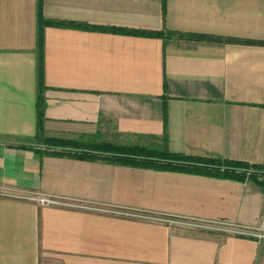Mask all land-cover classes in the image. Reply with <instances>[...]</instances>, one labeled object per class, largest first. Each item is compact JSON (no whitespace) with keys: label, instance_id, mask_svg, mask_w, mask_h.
Segmentation results:
<instances>
[{"label":"crops","instance_id":"crops-1","mask_svg":"<svg viewBox=\"0 0 264 264\" xmlns=\"http://www.w3.org/2000/svg\"><path fill=\"white\" fill-rule=\"evenodd\" d=\"M50 138L264 165V0H0V264H264V239L30 198L264 228L259 176L47 153Z\"/></svg>","mask_w":264,"mask_h":264},{"label":"trees","instance_id":"trees-1","mask_svg":"<svg viewBox=\"0 0 264 264\" xmlns=\"http://www.w3.org/2000/svg\"><path fill=\"white\" fill-rule=\"evenodd\" d=\"M40 6V5H39ZM47 22L43 19L41 9L39 7V50H42L43 26ZM127 32L141 33L145 35H153L165 37L170 35L169 30H125ZM188 37L199 38L202 36L186 34ZM38 120L39 125L44 115V101L42 89L44 87L43 60L39 56L38 67ZM47 147L59 148L62 150L49 149L47 153H74L80 157L104 158L111 161L132 164L141 167H154L162 169H178L185 171H193L211 175H222L232 177H251L257 178L259 174H264V165H250L248 163L218 159V158H202L192 157L180 153L169 151L165 147H147L139 144H116L114 142H93V141H78L70 139L50 138L46 139Z\"/></svg>","mask_w":264,"mask_h":264},{"label":"built area","instance_id":"built-area-1","mask_svg":"<svg viewBox=\"0 0 264 264\" xmlns=\"http://www.w3.org/2000/svg\"><path fill=\"white\" fill-rule=\"evenodd\" d=\"M258 176L264 180V174H259ZM30 198L42 205L64 206L141 220L163 222L169 225L181 226L188 229H201L264 239V228H251L249 226L239 225L225 220H209L179 214L154 213L126 206H116L81 199L62 198L49 195H32Z\"/></svg>","mask_w":264,"mask_h":264},{"label":"rangeland","instance_id":"rangeland-1","mask_svg":"<svg viewBox=\"0 0 264 264\" xmlns=\"http://www.w3.org/2000/svg\"><path fill=\"white\" fill-rule=\"evenodd\" d=\"M40 143H42V144H44V145L47 144V143H45V142H40ZM132 144H134V143H132ZM54 149H55V148H54ZM58 149H59V148H58ZM60 150H62V149H60Z\"/></svg>","mask_w":264,"mask_h":264}]
</instances>
